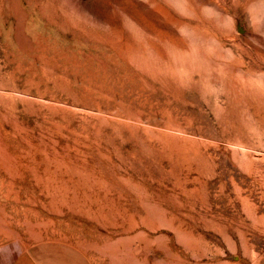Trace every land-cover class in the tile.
Wrapping results in <instances>:
<instances>
[{"label":"rangeland","instance_id":"374dc122","mask_svg":"<svg viewBox=\"0 0 264 264\" xmlns=\"http://www.w3.org/2000/svg\"><path fill=\"white\" fill-rule=\"evenodd\" d=\"M48 240L264 264V0H0V243Z\"/></svg>","mask_w":264,"mask_h":264},{"label":"crops","instance_id":"0c3cea01","mask_svg":"<svg viewBox=\"0 0 264 264\" xmlns=\"http://www.w3.org/2000/svg\"><path fill=\"white\" fill-rule=\"evenodd\" d=\"M0 264H95L78 246L48 240L22 248L17 242L0 243Z\"/></svg>","mask_w":264,"mask_h":264},{"label":"bare ground","instance_id":"6f19581e","mask_svg":"<svg viewBox=\"0 0 264 264\" xmlns=\"http://www.w3.org/2000/svg\"><path fill=\"white\" fill-rule=\"evenodd\" d=\"M66 24L69 25V24H71V23H70V22H69V23L66 22ZM19 34H22L21 29H20V31L18 32V35H19ZM18 35H17V36H18ZM23 36H24V35H23ZM24 37H26V36H24ZM30 47H31V46H29L28 48H30ZM138 64H139V63H138ZM141 65H142V64H141Z\"/></svg>","mask_w":264,"mask_h":264}]
</instances>
